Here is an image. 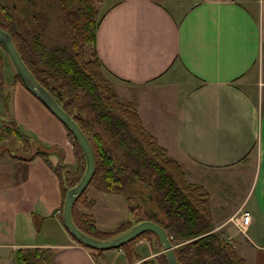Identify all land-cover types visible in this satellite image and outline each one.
I'll return each instance as SVG.
<instances>
[{"label": "crops", "instance_id": "obj_1", "mask_svg": "<svg viewBox=\"0 0 264 264\" xmlns=\"http://www.w3.org/2000/svg\"><path fill=\"white\" fill-rule=\"evenodd\" d=\"M97 10L95 49L113 90L134 103L143 128L180 163L185 178L193 168L214 229L228 235L245 264H264V0H101ZM8 69L0 125L13 121L30 154L44 150L52 164L72 168L63 125ZM15 148L0 145V264H25L20 249L28 264L154 259L158 251L146 239L134 243L129 261L119 248L92 254L78 244L56 214L54 171ZM230 193L237 197L231 204ZM86 195L97 229L113 230L118 216L130 217L123 196L93 188ZM241 211L249 220L240 236Z\"/></svg>", "mask_w": 264, "mask_h": 264}, {"label": "trees", "instance_id": "obj_2", "mask_svg": "<svg viewBox=\"0 0 264 264\" xmlns=\"http://www.w3.org/2000/svg\"><path fill=\"white\" fill-rule=\"evenodd\" d=\"M15 1L0 0V29L10 36L26 68L86 137L94 160V171L87 186L91 185L99 193L121 195L128 201L130 217L113 230H99L87 212L94 201L86 196L85 187L77 194L70 210V218L76 228L96 239H108L141 221H151L163 228L172 245L178 244L173 248L177 264H245L236 253L235 245L224 241L219 232L213 231L207 192L200 184L186 181L180 163L168 156L165 148L143 128L134 103L120 99L110 80L104 76L95 49L97 5L101 0H57L63 38L68 39L63 43L65 45L57 43L59 33L62 34L60 27L51 16L47 18L49 10L43 9V4L37 0H21L24 3L22 8L16 7ZM27 7H31L30 11ZM16 10L30 16L35 25L30 27V20L29 25L22 21ZM25 29H29V36L24 34ZM2 81L0 73V85ZM14 81L22 84L15 71ZM4 121L9 126L5 123L0 125V138L12 135L26 144L25 137L13 121ZM63 127L74 156L73 176H66L71 167L59 162L52 164L48 152L39 150L30 154L41 157L54 171L61 210L66 191L79 180L85 167L78 143L69 129ZM134 163L143 167V174L131 169ZM140 176L144 177V187L152 193L149 196L144 193L143 200L138 203L134 196V182ZM151 238L160 246L154 232L143 231L119 249L128 261L134 256L135 239H146L151 248L158 251L154 249ZM78 244L92 254L103 251ZM21 251H17L18 259L28 264L29 260L19 255ZM209 257L210 261L207 260ZM146 263L167 264L164 252L159 254L158 251L154 259Z\"/></svg>", "mask_w": 264, "mask_h": 264}, {"label": "water", "instance_id": "obj_3", "mask_svg": "<svg viewBox=\"0 0 264 264\" xmlns=\"http://www.w3.org/2000/svg\"><path fill=\"white\" fill-rule=\"evenodd\" d=\"M0 45L3 47L8 59L10 60L14 71L21 79L24 88L34 95L63 126L69 129L83 154L85 160L84 171L79 180L66 191L62 203L61 222L70 236L78 241V243L84 244L92 249L105 250L117 248L130 239L135 238L143 231H152L158 237L162 252L165 254L166 263L177 264L168 236L166 235L165 231L154 222L141 221L133 225L127 231L108 239H96L84 234L76 228L70 218L71 206L76 199L77 194L83 191L87 186L94 171L93 154L89 143L78 125L69 116V114L59 106L53 96L34 78V76L26 68L18 52L16 51L10 36L2 29H0Z\"/></svg>", "mask_w": 264, "mask_h": 264}, {"label": "rangeland", "instance_id": "obj_4", "mask_svg": "<svg viewBox=\"0 0 264 264\" xmlns=\"http://www.w3.org/2000/svg\"><path fill=\"white\" fill-rule=\"evenodd\" d=\"M6 2H10V0H5ZM38 2H39V4H43L44 6H43V9H45V10H49V14H47L48 16H47V18L49 17V16H51V19H52V21H54V23L57 25V26H59L60 27V29H59V31L62 33V34H60L59 33V42H57L58 44H61V45H65V44H63V43H66V41L68 40L67 39V37H65V38H63V36H65L64 34H63V26L61 25V23H60V21H59V18H60V11L58 10V4H57V0H37ZM16 2V7L18 6V7H24V3H23V1H21V0H16L15 1ZM30 8L31 7H27L26 9L27 10H29L30 11ZM25 10V9H24ZM16 12V14L20 17V19L22 20V21H25L28 25H29V20H30V22H31V26L30 27H33V25H35V23H33V20H32V18L30 17V16H28L27 14H24V13H21V12H19L18 10H16L15 11ZM43 12V11H42ZM46 15V14H45ZM62 18V17H61ZM61 18H60V20H61ZM44 21V20H43ZM20 28V27H19ZM24 34L25 35H27V36H29V29H25V32H24ZM0 58H1V70H0V73H1V75H2V79L4 80V81H9L10 80V73H9V69H8V67L9 68H11V70H13V67H12V65H11V63H10V61H9V59H8V57H7V55H6V53H5V51H4V49L3 48H1L0 47ZM3 58L6 60V62L8 63V65H5L4 64V62H3ZM5 125L6 126H9V123H5ZM20 140V139H19ZM17 141L18 140H9L8 139V137H7V135H5V137L3 138V140L0 142V145L1 144H3V145H7V148H8V150H10V151H12V152H15L16 151V148H15V146H17V147H19V149H20V153L21 154H30V151H28V150H26V144H24L21 140V142H19L18 141V143L20 144H17ZM141 149V148H140ZM142 151V150H141ZM19 153V152H18ZM136 154H138V152L136 153ZM140 156V154H138V156L137 157H139ZM73 169L69 172V173H66V176L67 177H71V176H73V171H74V169H75V165L72 167ZM141 168H143L142 166H139L137 163H134V165H133V167L131 168V169H135V170H137V171H139L140 173H142L143 174V171H142V169ZM190 172H194V170H193V168H192V170H190V171H188V176H187V178H185L186 179V181H188V182H191V183H194V182H198V176H196V179H194V176H193V174L191 173V176H190ZM185 177V176H184ZM143 178L144 177H142V176H140L138 179H136V181L134 182V184H135V193H134V196H135V198H136V201H138V203L141 201V200H143L142 199V195L144 194V193H146V194H148V196H149V194L150 193H152V192H150L149 190H148V187L147 188H145L144 186H145V184H144V182H143ZM198 184V183H197ZM88 188H93L91 185H89V186H86V191L88 190ZM87 196V195H86ZM229 197H230V199H229V202H230V204L231 203H234V199H235V201H237V197H236V194L235 195H232L231 193L228 195ZM236 203V202H235ZM80 210H82V211H84V209H82V208H80ZM215 213V212H214ZM214 216H215V214H214ZM216 217V216H215ZM118 221L121 223V222H123V221H125V216L124 215H122V216H118ZM119 224V223H118ZM117 224V225H118ZM116 225V226H117ZM237 225H238V234L241 236L243 233L239 230V224L237 223ZM115 226V227H116ZM161 227V226H160ZM162 228V227H161ZM163 229V228H162ZM213 231H216V229H214ZM216 232H219L220 233V235H221V238L224 240V241H226V242H229V239L226 237V236H228V235H226V233L225 232H221V231H216ZM139 239V238H138ZM138 239H135V241L134 242H137V240ZM151 240L153 241V245H154V249H156V250H158L159 251V254H161L162 252H161V246H159L158 245V243H156L155 242V240H154V238H151ZM147 241V240H146ZM178 244H175V245H173V247H175V246H177ZM123 257L124 258H126L125 257V255H124V253H123ZM210 258L211 257H209V258H207V260H209L210 261ZM214 264H216L215 262H213Z\"/></svg>", "mask_w": 264, "mask_h": 264}, {"label": "bare ground", "instance_id": "obj_5", "mask_svg": "<svg viewBox=\"0 0 264 264\" xmlns=\"http://www.w3.org/2000/svg\"><path fill=\"white\" fill-rule=\"evenodd\" d=\"M57 211H58V212H57ZM57 211H56V214H57V215H61V212H62L61 208L58 209ZM244 213H246L247 216H248V213H247V212H244V211H241V214H240V216H239V218H240V220H239V230H240L242 233H243V226L247 225L248 220H249V216H248L247 222H246V223H243V222H242V215H243ZM166 235H167V234H166ZM168 238H169V237H168ZM169 241H170V240H169ZM170 244H171V243H170ZM171 246H172V248H174L172 244H171ZM117 248H120V246L117 247ZM112 249H113V248H112ZM173 253H174V252H173Z\"/></svg>", "mask_w": 264, "mask_h": 264}, {"label": "built area", "instance_id": "obj_6", "mask_svg": "<svg viewBox=\"0 0 264 264\" xmlns=\"http://www.w3.org/2000/svg\"><path fill=\"white\" fill-rule=\"evenodd\" d=\"M57 212H58V211H57ZM247 219H248V216H247L246 213H244V214L242 215V222H243V223H246V222H247Z\"/></svg>", "mask_w": 264, "mask_h": 264}]
</instances>
